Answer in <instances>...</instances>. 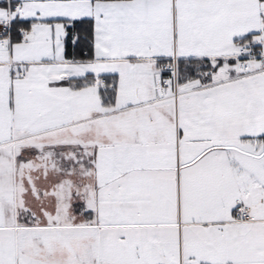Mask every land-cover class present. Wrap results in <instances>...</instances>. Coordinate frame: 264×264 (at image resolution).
Segmentation results:
<instances>
[{
	"label": "snow or ice",
	"instance_id": "1",
	"mask_svg": "<svg viewBox=\"0 0 264 264\" xmlns=\"http://www.w3.org/2000/svg\"><path fill=\"white\" fill-rule=\"evenodd\" d=\"M0 264H264V0H0Z\"/></svg>",
	"mask_w": 264,
	"mask_h": 264
}]
</instances>
